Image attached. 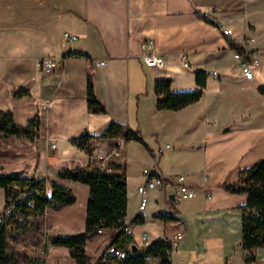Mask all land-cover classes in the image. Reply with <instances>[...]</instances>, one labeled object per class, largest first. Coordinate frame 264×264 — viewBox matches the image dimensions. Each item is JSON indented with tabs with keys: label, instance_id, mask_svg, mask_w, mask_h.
<instances>
[{
	"label": "crops",
	"instance_id": "1",
	"mask_svg": "<svg viewBox=\"0 0 264 264\" xmlns=\"http://www.w3.org/2000/svg\"><path fill=\"white\" fill-rule=\"evenodd\" d=\"M223 26L233 31L236 43L255 38L251 47L261 53L262 67L253 80L242 73L248 55L230 46ZM66 32L79 39L69 42ZM149 40L166 58V68L144 62ZM48 57L59 62L52 74L40 67ZM198 70L208 74L201 100L178 111L160 110L156 81L171 79L173 92L200 90ZM90 74L105 114L89 110ZM262 86L264 0H0V102L28 101L26 122L36 115L42 120L39 139H24L32 145L28 155L20 152L21 139L0 135V174L37 171L46 177L49 195L52 181L73 190L78 202L60 212L48 210L46 219L53 237L83 233L89 186L59 174L90 164L75 144L82 135L98 137L112 122L130 125L143 141L119 140L121 155L111 160L126 169L127 217L140 220L133 225L138 249H143L145 231L151 243L185 232L187 239L172 253L173 264H247L239 208L248 195L230 193L224 185L238 183L242 170L264 159ZM21 90L26 93L17 97ZM44 101H51L49 108H41ZM99 148L115 147L103 142ZM21 161H26L23 169ZM145 169L165 177L166 185L149 191L148 207L140 212ZM179 175L186 176L195 198L170 199ZM0 205L1 214L3 189ZM116 236L113 229L91 238L88 253ZM263 252L253 251L254 264H264ZM214 254L220 256L216 261ZM148 264L160 260L153 257Z\"/></svg>",
	"mask_w": 264,
	"mask_h": 264
},
{
	"label": "trees",
	"instance_id": "2",
	"mask_svg": "<svg viewBox=\"0 0 264 264\" xmlns=\"http://www.w3.org/2000/svg\"><path fill=\"white\" fill-rule=\"evenodd\" d=\"M230 46L240 55H247L244 45L230 42ZM69 56H85L72 53ZM208 74L196 71L197 84L202 88L195 91L173 92L171 79H160L155 83L160 110L178 111L201 100L203 88L207 85ZM264 96V86L260 87ZM26 92L21 90L16 96L21 97ZM87 100L89 110L95 114L107 113V108L99 100L93 77H88ZM42 128L40 115L33 117L26 127L20 126L15 115L10 110L0 109V135L5 139L16 137L35 141L39 139ZM143 141L141 134L130 125L112 122L100 136L84 134L75 143L79 149H85L93 155L103 142L118 146L119 140ZM112 171L101 169L94 161L85 168L66 169L59 174L62 180H72L89 186L90 198L86 210V229L83 233L68 236H57L51 239L54 247L65 248L75 264H148L150 258H158L160 264L172 263V245L166 239H158L147 248L135 251L133 235L120 230L121 223L127 217V173L124 166L110 163ZM24 172H4L0 174V189L5 191V207L0 214V264H43L40 259H26V263L8 255L10 236L23 229V222L44 215L48 210L60 212L74 206L78 202L77 195L70 188L57 181L50 183L52 194H48V181L23 177ZM224 188L233 194H247L246 204L239 209L242 211V247L249 253L247 264L257 262L253 251L264 248V159L240 173L238 183H227ZM172 202V201H171ZM15 206L12 213L7 211ZM168 219V218H166ZM140 220L136 219L135 223ZM117 231L112 245L124 251L126 257L120 259L115 255L104 253L95 262L92 261L88 250V241L100 234L102 230ZM103 234V233H102Z\"/></svg>",
	"mask_w": 264,
	"mask_h": 264
},
{
	"label": "built area",
	"instance_id": "3",
	"mask_svg": "<svg viewBox=\"0 0 264 264\" xmlns=\"http://www.w3.org/2000/svg\"><path fill=\"white\" fill-rule=\"evenodd\" d=\"M214 11V10H213ZM223 35L229 38L231 41H234L233 31L225 28L224 26L221 27ZM65 38L69 42H75L79 39L77 35H73L71 33H65ZM235 42V41H234ZM244 47L247 49V60L242 64V73L244 77L248 80H253L255 78V71L262 67V58L261 53L257 50H254L251 47L252 43H255V38H247L243 41ZM154 41L149 40L144 45V54L143 60L149 67H157L160 69H164L167 66V60L163 55L158 54L154 50ZM59 62L55 57H48L41 61L40 67L41 69L47 73L52 74L55 69L58 67ZM186 66H189L187 64ZM51 105V101H44L41 104L42 109H47ZM52 148H56L55 144H52ZM81 149V148H80ZM85 152L91 161H94L101 169H105L109 172L112 171L110 168V163L113 161L111 160L114 156L121 155V148L117 146L112 149V151H108L107 149L98 148L93 155H89L85 149H81ZM144 176L146 177V182L139 187V193L141 195V204L139 211L144 212L149 204V191L157 188H164L166 185V178L157 173V171H153L151 169L144 170ZM23 177L28 179H37L39 181L47 180L46 177L37 171L31 172H24ZM177 200H188L193 199L197 196L196 191L190 187L186 182L185 175H179L176 178V189L174 192ZM207 199H211L210 195H206ZM15 206H12L10 210L7 211L8 214L12 213ZM135 220L129 217H125L123 222L121 223L120 230L128 233L129 235H133V225ZM104 233L102 230L100 234ZM187 239V234L185 232L175 234L170 243L172 245V253L177 251L179 246ZM143 247L147 248L151 245V241L149 240L148 233L145 231L142 235ZM107 253L109 255H115L120 259H124L126 257V253L117 249L112 244H108L106 250L103 251L102 254Z\"/></svg>",
	"mask_w": 264,
	"mask_h": 264
},
{
	"label": "rangeland",
	"instance_id": "4",
	"mask_svg": "<svg viewBox=\"0 0 264 264\" xmlns=\"http://www.w3.org/2000/svg\"><path fill=\"white\" fill-rule=\"evenodd\" d=\"M0 107L5 108L6 110L11 109L13 112H16V122L18 125L24 127L28 125L25 118L26 115H24V109H28V101H18L14 99L1 101ZM31 148L32 145L30 142H27L24 139L20 140L19 149L21 154L28 155L31 152ZM25 167L26 161H21L19 168L23 169ZM77 207V211L80 213L82 205H78ZM1 209L2 207L0 205V212ZM46 214L47 213L35 218L21 220L24 221L23 229L18 230L10 236L8 255L21 260L23 263H26V259H40L43 261V264H75L70 258L69 251L56 250L54 246H52L51 239L53 238V234L50 232ZM75 230L80 229L77 226L75 227ZM76 232L79 233V231ZM107 246L108 245H102L100 246V249L92 251L89 254L93 262L100 258ZM213 256L214 261L220 258L218 254H214ZM173 257L175 262H177L176 253ZM180 260H182V256H180Z\"/></svg>",
	"mask_w": 264,
	"mask_h": 264
},
{
	"label": "water",
	"instance_id": "5",
	"mask_svg": "<svg viewBox=\"0 0 264 264\" xmlns=\"http://www.w3.org/2000/svg\"><path fill=\"white\" fill-rule=\"evenodd\" d=\"M170 199H171L172 201H176V200H177V199H176V196H175L174 194L170 196ZM135 251H137V246H135Z\"/></svg>",
	"mask_w": 264,
	"mask_h": 264
},
{
	"label": "bare ground",
	"instance_id": "6",
	"mask_svg": "<svg viewBox=\"0 0 264 264\" xmlns=\"http://www.w3.org/2000/svg\"><path fill=\"white\" fill-rule=\"evenodd\" d=\"M136 246V245H135Z\"/></svg>",
	"mask_w": 264,
	"mask_h": 264
}]
</instances>
